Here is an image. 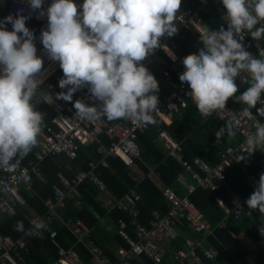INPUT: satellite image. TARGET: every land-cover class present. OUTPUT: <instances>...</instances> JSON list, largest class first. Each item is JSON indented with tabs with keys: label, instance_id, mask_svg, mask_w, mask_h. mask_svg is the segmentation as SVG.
<instances>
[{
	"label": "clouds",
	"instance_id": "clouds-1",
	"mask_svg": "<svg viewBox=\"0 0 264 264\" xmlns=\"http://www.w3.org/2000/svg\"><path fill=\"white\" fill-rule=\"evenodd\" d=\"M31 10L47 15V29L40 41L50 59L59 62L63 78L59 87L67 89L57 98L71 101L81 88L99 104L74 103L82 119L108 121L129 119L141 125L155 124L159 84L141 63L155 49L163 47L160 38L175 35L181 0H84L79 7L74 0H53L45 10L43 0H28ZM227 28L210 30L201 25L198 53L183 59L179 80L187 84L201 116L207 118L218 110H227L229 99L243 105L232 119L216 133L235 136L243 119L255 120L252 109L264 96V54L260 58L248 52L243 43L247 33L255 41L264 39V0H222ZM8 15L0 21V168L14 170L38 144L45 121L33 100L51 102L47 92L38 91L42 81L43 59L37 56L34 31L26 27L30 17ZM12 25V30L6 24ZM170 58L175 55L165 47ZM247 73L249 86L239 92L236 79ZM39 93V95H38ZM264 116V107L257 109ZM247 156L264 151V123L256 122L255 131L245 140ZM250 209L264 214V173L254 192L245 202ZM42 221L35 230L44 228ZM16 231H24L17 221ZM29 230L26 234H31ZM264 235V227H260ZM185 252H187V246Z\"/></svg>",
	"mask_w": 264,
	"mask_h": 264
},
{
	"label": "built area",
	"instance_id": "built-area-1",
	"mask_svg": "<svg viewBox=\"0 0 264 264\" xmlns=\"http://www.w3.org/2000/svg\"><path fill=\"white\" fill-rule=\"evenodd\" d=\"M197 9H180L177 14V28L175 35L169 37L166 34L160 38V43L163 47L157 48L141 63L150 71L151 68L158 70L163 77V83L169 89L165 94H160L158 111L153 113L154 117L160 118L167 125H171L174 118L188 106L187 84L179 80V75L185 70L183 59L192 53H198V50H189L181 52L177 42L176 35L186 29L196 34L201 25H203L202 14L205 12L206 1ZM221 6L222 0H215ZM53 0H43L42 9L45 10L51 5ZM84 0H74L78 6V12L82 11L79 6ZM23 10L22 15L30 17L26 20V27L34 31L35 46L37 48V56L43 59L41 72L36 75V78L42 81L38 91L47 92L51 96V102L46 103L41 100H33L34 107L41 112V106L44 105L52 113V124L54 128H50L43 123L42 132L38 137V144L33 149L31 158L24 164L14 170L0 168V215L13 218L15 216V205H24L20 198V189L31 190L33 179L43 181L41 175V165L45 159L59 155H65L74 159L80 146H89L99 143V137L105 135L110 140V145L107 148H102L101 153L103 158L99 161H94L88 164L89 170L78 171L75 177L68 181L62 178L61 184L53 186L54 200L44 203L45 213L43 215H34L28 219V229L18 238H12L9 235H0V264H25L26 256L31 249V240H38L48 237L59 248V259L53 264H85L78 247L82 251L91 256V264H132L134 260L146 258L148 261L155 264H164L167 253L166 245L171 244L180 234L175 229L177 224L184 221L190 232L194 235H200V238H189L186 240L187 252L180 251L171 256L172 264H203L197 256V251H200L208 259L214 257L215 252L209 246L207 240L212 237L214 230H227L229 220L239 221L245 215H249L246 209V200L254 192L260 177L253 174H247L246 180L250 187L249 194L245 195L241 192L226 191V201L216 200L217 205L223 211L224 217L216 226L211 227L203 218L196 206L190 201L191 195L198 189L217 190L221 183L226 179V172L230 166L238 162L237 151L247 152L245 140L248 135L255 131V123L258 121L264 123V116L257 114V109L264 107V98L256 105L253 112L255 120L243 119L237 125V132L240 135L241 142L237 147L227 146L219 151V162L210 165L203 159L197 158L194 162H189L183 159L182 146L177 143L166 131L159 136V142L177 162H179L184 172L177 176V182L184 187L186 195L180 198L179 195L170 187H163V195L169 204V212L165 215L154 212L149 220L148 225L140 224L141 214L137 209V203L140 201V195L132 189L124 195V198L114 201L111 205H105L109 211L118 210L129 215L131 227L135 241L127 236V224L119 223V235L126 241L128 248H118L116 250V260H112L105 252L97 245L93 239L92 230L81 219L66 220L60 216L59 211L65 208V203H74L77 210H81V193L79 187L87 180L97 186L102 194H108L105 181L101 178L98 171L100 167L108 168V158H121L124 163L130 168L133 173L134 180L140 181L145 178V174L140 169L137 162L144 164L142 150L139 144L140 134L147 131L149 125H141L134 123L129 119H119L108 121L103 120H87L82 119L76 114L74 103L81 100L85 104H99L98 101H93L90 97L87 87L81 88L72 96L74 102L66 101L62 98H57V94L66 92L67 89L59 87V80L63 78V71L59 66L58 61L50 59L43 48L40 41L42 30L47 29V15L40 16L41 9L31 10L28 0H0V21H3L8 15L17 13L18 10ZM223 27L227 28V22L224 20ZM7 30H12L10 23L6 24ZM212 30L211 28H209ZM243 43L245 48L251 54H256L255 57L260 58L264 54V46L259 41H252L251 36L244 34ZM165 47L174 55L175 60L170 58ZM254 56V55H253ZM239 92L249 85L247 73L241 74V77L236 79ZM39 95V93H38ZM235 97L229 99L226 105L227 110H218L207 119H215L222 124H226L232 119L235 112L232 108L237 105ZM261 160L260 168L264 173V151L257 150ZM245 169V167H243ZM151 176L158 179L152 172ZM189 176L192 183L188 181ZM42 221L45 225L40 230L34 229L36 222ZM56 222H59L75 240L71 247L61 245L59 232L53 229ZM105 225V222L102 221ZM29 230L31 234H26ZM230 237L236 238L234 234ZM249 247L250 254L245 258L248 264H256L258 256L264 251V247L260 242H253L250 239H245ZM243 261H237V264H242Z\"/></svg>",
	"mask_w": 264,
	"mask_h": 264
},
{
	"label": "trees",
	"instance_id": "trees-1",
	"mask_svg": "<svg viewBox=\"0 0 264 264\" xmlns=\"http://www.w3.org/2000/svg\"><path fill=\"white\" fill-rule=\"evenodd\" d=\"M205 1V12L202 14L203 25L208 26L212 30H218L223 26L226 10L215 0ZM202 3V0H181L180 9H197ZM199 37L200 34L182 29L176 35L175 41L181 52H187L203 47ZM251 40L255 41L252 38ZM258 41L264 46V39ZM150 73L158 81L159 93H167L169 89L160 80L162 79V74L153 67ZM187 100V108L174 118L171 125H167L155 116L156 123L150 124L149 129L140 134L139 144L144 164L137 162V165L145 174L144 179L135 181L130 168L118 157L108 158L109 167H100L98 169L101 178L106 183L110 199L114 201L121 200L132 189L140 195L137 209H139L141 214L140 224L142 225H148L154 212H159L163 215L169 212V204L163 195L164 186L173 189L180 198H184L186 195L185 189L177 182L178 174L184 172V169L179 162L168 156V152L159 142V136L162 132L166 131L177 143L181 144L184 160L194 162V160L200 158L210 165L219 162V151L227 146L237 147L241 142L237 131L235 136L225 134L221 139L216 140L215 133L225 125L215 119H207L201 116L190 96H188ZM71 102H74L73 97ZM241 107L243 105L239 103L232 106L235 112H238ZM254 110L255 108L252 109V111ZM41 113L44 114V123L48 127L54 128L52 124L53 113L44 105L41 106ZM234 137H237L238 140ZM110 143V140L105 135H101L98 144L80 146L76 157L72 160L65 155L45 159L41 165L43 181L35 178L33 179L31 190L20 189V198L23 200L24 205H15V216L13 218L0 215V233L9 235L14 239L20 237L28 229V219L34 215H43L45 213L44 203L54 200L53 186L61 184L62 178L71 181L78 171L89 170L88 164L101 160L103 158L101 149L109 147ZM32 152L33 150L20 161L19 166L24 165L31 158ZM247 155V152L237 151L238 162L227 169L226 179L221 183L219 189L211 191L198 188L190 197V201L196 206L205 221L213 228H216L224 217V213L217 205L216 200L226 201L227 190L241 192L245 195L249 194L250 187L246 180V175L253 174L260 177V174L263 173L260 168L261 157L258 151L239 161V158ZM152 172L158 179L155 178L156 180H154L151 176ZM190 181L192 183L191 178ZM79 190L81 193V210H77L74 203L66 202L65 208L59 211L60 216L66 220L81 219L91 228L93 239L97 245L112 260L116 259V250L118 248L127 249L129 247L119 235L120 222L127 224V236L131 241H135L129 215L118 210H107L101 201V197L104 194L100 193L97 186L90 181L87 180L83 183ZM246 209L249 215H245L239 221L229 220L227 230L222 231L216 228L212 237L208 238L207 242L215 252L212 259H207L204 254L197 251L196 254L203 264H237L238 260L243 261L242 264H248L245 259L250 254L249 247L245 242L247 238L253 242H260L264 247V235H261L259 231L260 227H264V214H261L256 209L248 208L247 204ZM17 221L23 222L24 231L15 230ZM102 221L105 222V225L102 224ZM53 229L59 232L58 241H60L61 245L65 247L74 245V238L63 229L59 222L54 224ZM175 229L180 234L173 241L171 248H168L164 264H172L171 256L186 250L187 239L200 238V235H194L190 232L184 221L177 224ZM230 234H234L236 238L230 237ZM77 249L85 264H91V256L82 251L81 248L78 247ZM58 259L59 248L50 238L44 237L38 240H31V249L28 256H26L25 264H53ZM132 264L155 263L143 257L134 260ZM256 264H264V251L259 254Z\"/></svg>",
	"mask_w": 264,
	"mask_h": 264
},
{
	"label": "crops",
	"instance_id": "crops-1",
	"mask_svg": "<svg viewBox=\"0 0 264 264\" xmlns=\"http://www.w3.org/2000/svg\"><path fill=\"white\" fill-rule=\"evenodd\" d=\"M202 48V47H201ZM160 80H162L163 81V77H162V79H160ZM160 94H163L162 92L161 93H158V95H160ZM165 94V93H164ZM151 177V176H150ZM153 177V176H152ZM154 178V177H153ZM154 180H156L155 178H154ZM101 201H102V204H103V206H104V204L107 206V205H111V203H113L114 202V200H112V199H110V195L109 194H104V195H102V197H101ZM159 213V212H158ZM163 215V214H162ZM152 216V215H151ZM151 218V217H150ZM132 234H133V232H132ZM0 235H3V234H1L0 233ZM173 243V242H172ZM172 243L171 244H169V245H166V247L165 248H171V246H172ZM117 249V248H116ZM115 249V250H116ZM208 259V258H207ZM116 259H114V261H115Z\"/></svg>",
	"mask_w": 264,
	"mask_h": 264
},
{
	"label": "rangeland",
	"instance_id": "rangeland-1",
	"mask_svg": "<svg viewBox=\"0 0 264 264\" xmlns=\"http://www.w3.org/2000/svg\"><path fill=\"white\" fill-rule=\"evenodd\" d=\"M234 138H235L236 140H238L237 137H234ZM187 177H188V181L191 182L189 176H187ZM180 186H181V185H180ZM181 187H183V186H181ZM183 188H184V187H183Z\"/></svg>",
	"mask_w": 264,
	"mask_h": 264
}]
</instances>
